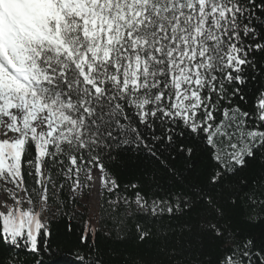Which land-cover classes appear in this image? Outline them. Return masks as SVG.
I'll return each mask as SVG.
<instances>
[{
    "label": "trees",
    "instance_id": "obj_1",
    "mask_svg": "<svg viewBox=\"0 0 264 264\" xmlns=\"http://www.w3.org/2000/svg\"><path fill=\"white\" fill-rule=\"evenodd\" d=\"M201 1L140 0L110 60L91 59L90 84L78 67L92 46L81 21L26 36L28 85L67 121L66 139L0 144V184L19 177L31 198L48 191L53 209L46 225L16 209L0 215V264H264V0H213L194 124L175 109L172 64ZM97 11L123 15L106 0ZM136 61L137 88L125 85ZM73 165L103 172L98 227L69 192Z\"/></svg>",
    "mask_w": 264,
    "mask_h": 264
},
{
    "label": "rangeland",
    "instance_id": "obj_2",
    "mask_svg": "<svg viewBox=\"0 0 264 264\" xmlns=\"http://www.w3.org/2000/svg\"><path fill=\"white\" fill-rule=\"evenodd\" d=\"M100 1L0 0V133L6 132L4 136L0 135V144H8L14 149L31 139L37 142L39 149H44L49 140L57 147L65 141L66 134L62 127L67 121L57 112L47 109L28 85L27 62L21 60L20 55L26 50L22 43L33 31L40 32L45 22L71 18L81 21L84 38L92 41V46L89 54L80 59L78 67L83 80L90 84L94 71L90 65L91 59L109 61L110 46L114 38L121 35L123 27L120 23L136 22L141 18L135 7L140 0H106L109 5L113 2L121 4L123 15L117 17V21L97 11ZM127 4L130 5L126 7ZM215 12L213 0L200 2L191 41L184 42L172 64V81L177 94L175 109L180 117L194 124L199 115L202 85L201 73L195 61L206 22L209 17H214ZM141 70L142 66L137 61L128 68L125 85L137 88ZM45 126L46 129H43ZM38 173L42 177L47 175L43 165H38ZM66 179L70 194L84 205L92 219L91 225L98 227L101 197L108 188L102 170L94 168L82 171L73 165ZM94 179L98 180L99 186ZM47 193L43 190L39 197L31 198L22 188L19 177L17 186L1 183L0 215H8L16 209L21 215H34L46 225L53 211L47 204ZM139 209L147 210L142 205H139Z\"/></svg>",
    "mask_w": 264,
    "mask_h": 264
},
{
    "label": "bare ground",
    "instance_id": "obj_3",
    "mask_svg": "<svg viewBox=\"0 0 264 264\" xmlns=\"http://www.w3.org/2000/svg\"><path fill=\"white\" fill-rule=\"evenodd\" d=\"M18 109V108H17ZM14 111V110H13ZM12 118H14L13 116H12ZM13 125V124H12ZM15 125H13V127H14ZM43 129H46V126L45 127H43ZM6 134V132H4V131H2L1 133H0V135H2V136H4ZM95 180V182H96V184H98V186H99V182H98V180L97 179H94ZM96 196H97V194H96Z\"/></svg>",
    "mask_w": 264,
    "mask_h": 264
}]
</instances>
